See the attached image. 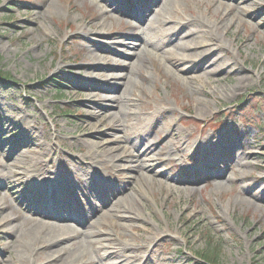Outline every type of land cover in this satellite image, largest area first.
Returning <instances> with one entry per match:
<instances>
[{
  "label": "rangeland",
  "instance_id": "374dc122",
  "mask_svg": "<svg viewBox=\"0 0 264 264\" xmlns=\"http://www.w3.org/2000/svg\"><path fill=\"white\" fill-rule=\"evenodd\" d=\"M47 1L0 0V260L34 264L64 248L70 264H264V0H179L172 15L196 21L211 46L220 40L231 45L224 56L250 79L235 95L226 94L235 74L221 83L203 72L192 81L178 74L165 58L183 52L172 48L179 39L157 51L147 44L156 36L147 27H158L154 16L165 15L161 0ZM97 30L136 41L128 55L148 52L143 77L126 92L139 118L117 117L113 105L122 92H114L121 84L116 78L136 58L107 55L114 69L105 77L80 68L94 59L92 40L113 42ZM196 99L211 103L203 117ZM165 105L174 115L162 114L158 130L142 136L147 113ZM92 112L104 115L93 119ZM226 124L231 130L222 140L196 142ZM168 130L172 137L159 145ZM138 139L141 149L158 143L156 150L132 158ZM176 141L179 150L171 145ZM236 151L249 157L236 161ZM149 162L155 170L144 177L132 169ZM32 165L61 177L39 184ZM79 168L84 175L94 170L95 181L74 180ZM213 172L224 175L217 179ZM39 211L43 216L34 218ZM35 225L77 237L49 249L26 234ZM85 233L94 234L91 242L78 241ZM205 253L218 259L209 262Z\"/></svg>",
  "mask_w": 264,
  "mask_h": 264
},
{
  "label": "bare ground",
  "instance_id": "6f19581e",
  "mask_svg": "<svg viewBox=\"0 0 264 264\" xmlns=\"http://www.w3.org/2000/svg\"><path fill=\"white\" fill-rule=\"evenodd\" d=\"M101 1H106V3H108L109 0H101ZM161 4H162V10L165 11V15H157L154 16V18L157 20L159 26L155 27L152 24L149 25V27H147V31H153L156 36H154L153 38H150L147 40V44L149 46H151L152 50H159L164 48L166 45L171 44L172 42L176 41V39H179V42L175 43V45H173L172 48L175 49H179L181 51H183L182 53H179L177 56H169L165 59H167V62L175 69V71L182 75L183 77H186L184 79H189V80H197L198 78L195 76L196 74L203 72L205 75H207L208 77H214L215 79L212 80V83H221L222 81L228 79L229 76L235 74L236 76V83L231 86V90L227 91V95L232 94L235 95L237 94L240 90L246 88L247 86L250 85V79L248 76H244L242 74V69L240 68V66H238V64L235 61L230 60L229 58H227L225 55V50H229L231 48L230 44H227L226 41H222L220 40V43L218 45L215 46H211L213 45L208 37H206L207 33L206 31L203 30V28L194 20L192 19H188V18H180L178 20H175L172 15L173 13H175L178 10L177 4L179 0H161ZM240 1H244V0H240ZM43 3L47 4V0H42ZM48 5V4H47ZM160 6V5H159ZM147 8V7H146ZM227 9H229L230 11H233L234 8L232 7H227ZM161 10V9H160ZM147 12L150 13V15L152 16V9L147 8ZM103 14L108 15L107 11L104 10L102 11ZM168 15V16H166ZM98 21L93 22L92 25L94 26H98ZM32 24H34V22H30ZM198 26H197V25ZM211 27L212 29H218V24H216L215 22H211ZM208 27V28H211ZM97 35L104 40H111L113 41L112 43H105V42H101L99 40H92L94 41L93 44V49L91 48V51H89L91 53V55H93L94 59H92V61H90V63L86 64L85 67H80L82 69H85L87 72H93L95 75V78L98 77H105V76H109L108 74V70H112L114 68H112L110 66V63H112L113 59L110 58L107 55H118V56H122L125 59H134L135 61L132 63H125L123 65L122 71L126 72L123 75H118L120 77L116 78L117 81H120L121 84L117 86V88L114 90V92L116 90H122L121 94L119 96H117L114 101H113V105L115 108V112L114 114L120 117H124L126 116H133L136 118H139V116L135 113L134 115L131 114V111L129 109V106H131L133 103L132 101V97L130 95H128L127 92V88L128 86L133 83V85L138 84V79L140 76L143 77L142 71L144 70V57H146L148 55V52L145 53V51H143V55L142 56H138V55H128L127 51L131 52L133 49H135L137 47V43L136 41H131L125 37H121V38H117L118 36L116 35H109L107 34L105 31H96ZM225 34V31L222 32V35ZM118 35V34H117ZM224 36V35H223ZM142 36L137 37L135 39H141ZM117 47V49L120 47L123 50V53L120 54L117 51H115L114 47ZM99 52H103L106 55L102 56ZM102 53V54H103ZM171 52L169 50H165L163 51L164 55L170 54ZM120 54V55H119ZM233 54V52H232ZM106 60V61H104ZM130 65V66H129ZM130 67V70H129ZM134 74L135 75H139L137 77V79H134ZM123 80V81H122ZM144 81V80H143ZM99 90L101 91H106V89L104 88H99ZM124 90V91H123ZM100 97H102L103 95L101 93ZM215 94H218V92H216ZM98 97V98H100ZM103 98V97H102ZM101 99V98H100ZM210 102H208V100H202V99H196V112H197V116L199 117H203L205 116L207 113H209V107H210ZM98 111L103 112L105 111V106L104 105H100V108H97ZM147 110V109H146ZM1 113L3 114V116H5V118H10L7 117L9 114H7L4 110H1ZM162 114H165L167 116H164V118H168V116H173L174 115V110L168 106H161V107H157L155 108L152 112L147 113L146 117L144 118V123L142 124L143 126L141 127L142 131L141 134L142 136L147 135H151V133L157 129L158 126V120H160V118L162 117ZM104 114H100V113H91V118L93 119H98V118H102ZM127 121V120H126ZM128 122V121H127ZM231 130V127L229 125H224L223 129H221L220 131H218L217 133L215 132H210L208 133L206 136H202L199 137L196 142L197 143H202L203 145H206V143L208 144H214L213 140L210 139H221L224 137V135H226L229 131ZM138 132V130L136 131ZM173 131L168 130L167 131V136L165 137V141L164 142H160L159 145H165L164 143H166L167 139H170L172 137V133ZM215 134L217 135L215 138ZM129 136H135L134 133L133 134H128ZM128 136V137H129ZM138 136V135H137ZM214 137V138H212ZM137 138L135 137V140ZM129 140V138H128ZM33 141V140H32ZM180 142H183V140H180ZM178 141L174 142V144L172 143L171 145L173 146L174 150H179L180 146L178 145V143H180ZM140 144V140L138 139V141H135V145L133 146L135 149V151L130 152L133 155L132 158H138L141 156H147L149 152H152L154 150H156V146L158 145V143L155 144H151L149 147H144L143 149H141L139 146ZM248 145L247 142H241L240 143V147L241 148H245ZM103 147V146H100ZM128 149V148H126ZM128 152V150H125ZM126 152V154H127ZM237 153V151L235 152ZM248 154H244V156H247ZM242 154H235L234 158L236 161H238L239 159H241L242 157H244ZM249 157V156H247ZM154 162V161H152ZM90 169H97V166H95L94 163H92L90 165ZM32 168V169H31ZM262 168V166H261ZM32 175L31 178L33 180H35L36 182H38L39 184H47L50 185L54 182H56L58 176L60 175L59 171L56 172H51L48 171V169L38 166V165H32L30 167ZM133 170L139 172V174L141 175V177H144L145 175H147L145 172H149V171H153L155 170V166L154 164L151 165L150 162L148 163H144L138 166H133L132 167ZM151 169V170H150ZM82 170V168H79V172L74 171V180H78L80 182L83 181H87V182H94L96 179V172L94 170H91L89 172H87L85 175L80 173V171ZM83 171V170H82ZM95 175H93V174ZM159 176L162 177H167L166 173L164 172H156ZM214 175V177H216L217 179H221V177H223L224 173H217V172H213L212 173ZM87 177L86 180H83V177ZM61 177V176H59ZM169 178V177H167ZM68 183H70L71 181H67ZM2 185V184H1ZM50 195V194H48ZM253 198L257 200H260L259 194L255 193L252 194ZM112 198V197H111ZM110 198V199H111ZM53 199V198H52ZM52 205L54 204L53 200H51ZM101 207V206H100ZM100 207H96L97 211H99L101 208ZM118 211V209L116 210ZM39 213V214H37ZM35 213V217L36 219H39V217L43 216V212L39 211ZM41 215V216H40ZM41 219V218H40ZM50 225L47 226V228ZM49 227V229H46L39 226V225H35L33 228H30L29 230L26 231V234L28 236L33 237L35 240H37L38 242H42L44 241L46 243V247L47 248H53L54 246H56L59 243H63V242H67V241H71L74 240L77 237V234L75 235L72 231L70 230H62V229H58V228H51ZM168 234V231L162 232L161 235H166ZM83 237H81V239H79L78 241L81 242H91L90 238L94 237V234L92 233H85L82 234ZM64 248L62 249H57V250H51L50 252H47V254L45 253V258L46 259H35L34 264H70L71 259H65L63 258L64 254ZM63 258V259H62ZM133 261L134 256H132ZM105 260V259H103ZM7 263L6 264H21L19 259H8L6 260ZM5 259L4 260H0V263H5L6 262ZM102 264H107V263H102Z\"/></svg>",
  "mask_w": 264,
  "mask_h": 264
},
{
  "label": "trees",
  "instance_id": "16d2710c",
  "mask_svg": "<svg viewBox=\"0 0 264 264\" xmlns=\"http://www.w3.org/2000/svg\"><path fill=\"white\" fill-rule=\"evenodd\" d=\"M203 257L205 258V259H207L209 262H212V263H215L216 262V260L218 259L217 257V255L214 253V254H212V253H205L204 255H203Z\"/></svg>",
  "mask_w": 264,
  "mask_h": 264
}]
</instances>
